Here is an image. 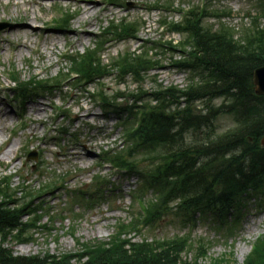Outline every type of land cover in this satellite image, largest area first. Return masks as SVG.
<instances>
[{
	"label": "trees",
	"instance_id": "obj_1",
	"mask_svg": "<svg viewBox=\"0 0 264 264\" xmlns=\"http://www.w3.org/2000/svg\"><path fill=\"white\" fill-rule=\"evenodd\" d=\"M207 16L206 10H193L184 22L172 23V30L186 34L177 45L172 40L153 41L141 52L127 51L109 63L103 61L99 47L72 58V68L84 85L114 72L141 81L150 70L162 66L158 54L177 51L181 58L172 57L171 62L190 76L185 87L157 82L151 95L143 88L114 95L103 89L98 92L105 107H113L122 117L127 146L108 156L144 182L138 193L144 201L143 212L133 215L129 223L118 222L108 240L78 241L75 252L16 255L7 243L31 241L34 229H48L41 221L45 215L52 221L54 209L41 198L59 187L52 180L37 190L24 185L13 188L9 177L1 178L0 264H236L233 252L208 256L210 242L194 241L189 235L142 242L128 238L168 214L183 216L185 223L195 222L199 215L213 219L220 228L226 224L231 232L247 195L264 190V96L256 95L253 86L254 71L264 65V29L255 24L239 34L225 23L214 29L203 24ZM137 26L138 21L111 23L97 36L98 41L105 45L112 37H135ZM155 49L160 53L150 55ZM68 77L65 73L64 78ZM49 83L51 80L33 78L18 86L22 97L31 98L48 88L52 91L55 87ZM118 98H125V103H118ZM216 98L225 101L215 107L211 103ZM202 101L207 105L205 113L199 109ZM218 114L232 115L235 125L219 133L215 125ZM150 158V163L156 160L157 164L146 169L144 160ZM144 187L152 188L154 196L146 199ZM98 191L101 193L92 196L86 192L80 197L83 201L95 195V200L103 199L108 187ZM232 212L234 221L230 223ZM192 251V260L184 257ZM242 264H264V234Z\"/></svg>",
	"mask_w": 264,
	"mask_h": 264
},
{
	"label": "rangeland",
	"instance_id": "obj_2",
	"mask_svg": "<svg viewBox=\"0 0 264 264\" xmlns=\"http://www.w3.org/2000/svg\"><path fill=\"white\" fill-rule=\"evenodd\" d=\"M206 1L210 5V10L217 8L230 10L231 15L225 16L223 20L240 30L243 26H250L253 16L258 17L264 8V0H116L115 3L109 0L85 2L82 0L77 2L75 0H0V22L8 24L5 30L0 32V103L12 115L11 118L6 119L0 112V178L8 174L11 175L13 186L18 187V184L25 181V186L35 187L37 190L42 184L50 182L52 174L64 175V179L56 178L59 188L55 190V194H44L41 198L43 199L46 195L51 206L54 208L61 206L54 215V222H49L50 219L46 215L41 221V223L50 224L52 230L49 232L41 227L35 229L33 232L35 239L22 244H13L15 254L35 255L47 251L51 254L75 252L78 241L86 243L90 240L109 239L115 232L116 223L120 218H122L121 222L130 221L131 204L134 202L130 193L139 192L140 186H137V177L127 179L113 173L114 171L108 165H99L104 151L115 154V151H119L123 145L126 146L127 134L117 116L106 115L99 103L94 101L93 86L89 92L79 87L73 91L68 88L63 89V92L58 90L55 96L42 94L28 101L22 112L15 111L13 105L9 104V97L14 95V85L9 78L10 69L15 68L20 78L24 80L34 75L45 78L61 70H67L69 63L64 59L65 53L83 51L97 44L96 35L105 26L112 21H120L124 18L142 22L138 37L144 42L139 39L110 42L108 44L110 49H107L108 42H106L102 56L105 62L129 50L137 51L147 44L146 40L183 39L184 36L180 33L168 34L160 25L161 19L168 16L169 20L179 21L182 15L177 10L183 7L187 9L193 4V6L203 7ZM15 2H19V5L15 6ZM167 3H171L174 9L168 13L163 8V5ZM158 4H161L159 9H154ZM103 6L107 7V10H104ZM56 8L73 15L72 19L70 18L71 21L69 20V32H62L52 27L54 17L58 16ZM86 9L91 14L87 15ZM23 17L28 18L29 25L25 30L16 33L14 29ZM259 20L264 26L262 14ZM205 21L219 24L214 17H208ZM85 28L89 30L84 32ZM159 51L155 49L153 54L152 52L150 54L156 55ZM157 56L164 60V66L151 71L143 80L137 81L129 76L126 78V83L118 84L120 79L115 75L103 80L104 87L108 89L109 94L117 90L136 91L143 88L150 95L155 89L154 80L166 86L176 84L185 87L189 73L172 66L170 53L164 56L160 53ZM176 57L180 56L176 54ZM66 84L74 88L73 83L64 82L65 88ZM122 100L119 99V101ZM222 101L223 99H217L213 105L218 106ZM62 105L65 109H69L67 112L70 117L67 120L61 109L59 110ZM199 105L206 109L204 103ZM15 106L19 107L18 104ZM215 125H217V131L222 133L234 126L235 122L231 115L218 114ZM63 127L67 129L69 127L70 132L74 133L72 139L78 137L76 142L67 140L72 135L61 137ZM68 143H70L69 146ZM8 148L11 152L6 155ZM30 152L37 153L35 159L28 158ZM150 160L152 158L144 163L152 165ZM70 171L72 173L67 175ZM98 172L114 182L110 188L115 191L109 192L113 194L110 195L109 201L91 207L84 204L81 206L77 202L74 203L76 200L70 192L65 195L66 185L70 188L69 191L81 187L88 192L92 179L105 183L104 178L108 182L106 177L99 176ZM36 192L38 194V191ZM146 193V199L150 198V191L147 190ZM54 195L57 196L54 197ZM245 201L247 205L242 208V215L238 223L233 225L231 232L218 228L219 225L216 226L211 219H203L197 215L196 224L190 226L184 224L183 216L168 215L153 228L147 227L139 233H133L131 237L133 241L138 242L144 238L151 240L189 233L194 240L205 238L211 241L208 256L217 257L232 250L236 264H242L251 252L253 243L264 234V193L247 197ZM63 210H68L64 213L66 217L64 219L61 217L63 214L60 213ZM131 237L128 236V238ZM193 253L194 251L187 252L184 257L192 260ZM200 260L203 263L207 261Z\"/></svg>",
	"mask_w": 264,
	"mask_h": 264
},
{
	"label": "bare ground",
	"instance_id": "obj_3",
	"mask_svg": "<svg viewBox=\"0 0 264 264\" xmlns=\"http://www.w3.org/2000/svg\"><path fill=\"white\" fill-rule=\"evenodd\" d=\"M77 1H79V0H75V2H77ZM82 1H87V0H82ZM23 3V2H22ZM38 4V3H37ZM19 5V2H15V6H18ZM103 9L104 10H107V7H105V6H103ZM86 14L87 15H89V14H91V12L88 10V9H86ZM27 17H23V18H20V22L17 24L18 26L14 29V31L16 32V33H19V32H21V31H23V30H25L26 29V27H27V25H29L28 23V21H27ZM89 29H87V28H85L83 31L84 32H87ZM33 31V30H32ZM31 31V32H32ZM34 32V31H33ZM0 112H2L3 113V117L4 118H11V114L8 112V110L6 109V108H3V104L2 103H0ZM11 152V149L10 148H8L7 149V151H6V155H9V153Z\"/></svg>",
	"mask_w": 264,
	"mask_h": 264
},
{
	"label": "water",
	"instance_id": "obj_4",
	"mask_svg": "<svg viewBox=\"0 0 264 264\" xmlns=\"http://www.w3.org/2000/svg\"><path fill=\"white\" fill-rule=\"evenodd\" d=\"M253 81L255 84V91L259 95H264V66L255 70Z\"/></svg>",
	"mask_w": 264,
	"mask_h": 264
}]
</instances>
